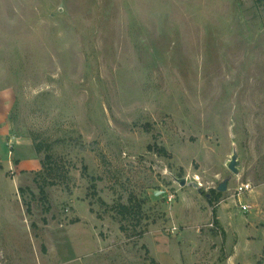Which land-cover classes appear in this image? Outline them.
<instances>
[{"label": "rangeland", "instance_id": "rangeland-1", "mask_svg": "<svg viewBox=\"0 0 264 264\" xmlns=\"http://www.w3.org/2000/svg\"><path fill=\"white\" fill-rule=\"evenodd\" d=\"M263 192L264 0H0V264H264Z\"/></svg>", "mask_w": 264, "mask_h": 264}, {"label": "trees", "instance_id": "trees-1", "mask_svg": "<svg viewBox=\"0 0 264 264\" xmlns=\"http://www.w3.org/2000/svg\"><path fill=\"white\" fill-rule=\"evenodd\" d=\"M34 148L37 153L41 151L40 144H38L37 142L34 143ZM54 165H55V160L52 154H49V153L45 154L44 159L41 162L42 169L37 174L40 175L39 177H42L44 181L46 182V177L52 176V174L55 172ZM20 190L22 191L21 188ZM39 193L41 194V197H46L45 188L43 186L40 187ZM213 194H214V191L210 190L209 192L210 197L208 198V201L210 203H213L214 201H216L217 196L221 194V192L217 191V194H218L217 196H214ZM117 207L118 208L116 209V211L123 220H126L130 216L134 217L139 212V208L138 207L136 208L131 203L129 204L119 203ZM27 211L30 212V206L28 204H27ZM124 229H125L124 226L121 225V230H124ZM143 233L144 231L139 232L138 235L141 236Z\"/></svg>", "mask_w": 264, "mask_h": 264}, {"label": "crops", "instance_id": "crops-1", "mask_svg": "<svg viewBox=\"0 0 264 264\" xmlns=\"http://www.w3.org/2000/svg\"><path fill=\"white\" fill-rule=\"evenodd\" d=\"M19 165L20 166H26V164L24 163V161L23 160H20L19 161ZM35 166V165H34ZM262 196H264V192H263V194H262ZM242 197V196H241ZM241 197H240V201L242 202V203H244L243 201H242V199H241ZM264 200V199H263ZM263 200L261 199V195H258V196H256L255 197V201L259 204V206H260V208H254V211L251 213V215H250V217H249V219L251 220V221H258V220H263L264 221V211H263V208H264V206H262L261 207V205L263 204ZM249 204V203H248ZM258 204H255V205H257V207H259L258 206ZM255 205H253V207H255ZM252 207V208H253ZM251 208H249V209H247L248 211H252V210H250ZM255 224V223H254ZM250 225H252V223L250 224ZM249 225V226H250ZM257 236H254V238H251V239H247V242H245V243H243L242 245H241V248H244L243 246H245V247H252V245H258V246H263V248H264V227L262 228V229H260V230H258L257 231ZM263 248H262V250H263ZM249 249V248H248ZM261 252H263V251H259V253H260V256L262 255V253ZM263 255H264V253H263Z\"/></svg>", "mask_w": 264, "mask_h": 264}, {"label": "water", "instance_id": "water-1", "mask_svg": "<svg viewBox=\"0 0 264 264\" xmlns=\"http://www.w3.org/2000/svg\"><path fill=\"white\" fill-rule=\"evenodd\" d=\"M239 164L238 162V158H237V154L233 153V155L231 156L230 160L227 162V168L232 171L233 173H237L238 169H237V165ZM229 178H225L222 182H220V184L218 185V191H225L227 189V184H228ZM179 183L181 185H184L186 183L185 178L179 179ZM193 186L197 187V184L194 182L192 183ZM198 191L201 193V189L199 187ZM206 196H209L208 193H206Z\"/></svg>", "mask_w": 264, "mask_h": 264}, {"label": "built area", "instance_id": "built-area-1", "mask_svg": "<svg viewBox=\"0 0 264 264\" xmlns=\"http://www.w3.org/2000/svg\"><path fill=\"white\" fill-rule=\"evenodd\" d=\"M251 189V186L249 183H240L235 189H234V197L237 196V200H238V205L239 207H241L242 209H249L250 208V204H245L242 203L240 201V197L247 192L248 190Z\"/></svg>", "mask_w": 264, "mask_h": 264}]
</instances>
